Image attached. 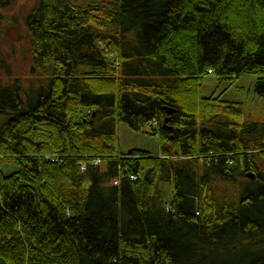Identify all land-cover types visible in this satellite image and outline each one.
<instances>
[{
  "label": "trees",
  "instance_id": "16d2710c",
  "mask_svg": "<svg viewBox=\"0 0 264 264\" xmlns=\"http://www.w3.org/2000/svg\"><path fill=\"white\" fill-rule=\"evenodd\" d=\"M26 27L29 87L0 63V264H264V121L202 95L252 75L264 98V0H35Z\"/></svg>",
  "mask_w": 264,
  "mask_h": 264
},
{
  "label": "rangeland",
  "instance_id": "374dc122",
  "mask_svg": "<svg viewBox=\"0 0 264 264\" xmlns=\"http://www.w3.org/2000/svg\"><path fill=\"white\" fill-rule=\"evenodd\" d=\"M35 6V0H10V6L0 7L3 22L0 25V63L8 67L11 77L7 82L22 81L25 87L30 84V69L32 67V54L26 18ZM2 74L7 75L5 67ZM258 78L252 75H243L236 80H219L214 74L205 78L202 95L215 96L223 100L241 102L244 105V121H264V98L255 90ZM154 129L146 127L144 132L138 133L125 124L118 125V144L122 152L129 153L134 150H144L154 156L161 151L159 136L153 135ZM3 172L8 175L18 170V164L13 160L4 159L0 162ZM263 170V167L261 166ZM164 199L171 200L168 186H163Z\"/></svg>",
  "mask_w": 264,
  "mask_h": 264
},
{
  "label": "water",
  "instance_id": "95a60500",
  "mask_svg": "<svg viewBox=\"0 0 264 264\" xmlns=\"http://www.w3.org/2000/svg\"><path fill=\"white\" fill-rule=\"evenodd\" d=\"M167 113L172 114V113H174V111L167 109ZM166 123H168V121H166ZM248 177H250L252 180L256 179V175L254 173H249Z\"/></svg>",
  "mask_w": 264,
  "mask_h": 264
},
{
  "label": "built area",
  "instance_id": "2783aa9c",
  "mask_svg": "<svg viewBox=\"0 0 264 264\" xmlns=\"http://www.w3.org/2000/svg\"><path fill=\"white\" fill-rule=\"evenodd\" d=\"M93 164H94V165H99V164H100V161H99V160H95V161L93 162ZM82 169L84 170V169H85V166H83ZM130 178L133 179V180L135 179L133 176H131ZM114 184H115V185H118L119 182L117 181V182H115Z\"/></svg>",
  "mask_w": 264,
  "mask_h": 264
}]
</instances>
